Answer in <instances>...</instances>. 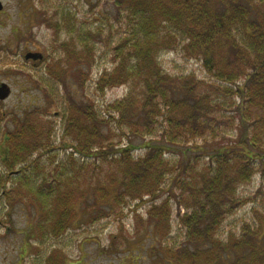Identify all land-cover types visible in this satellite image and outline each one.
<instances>
[{"label": "trees", "instance_id": "trees-1", "mask_svg": "<svg viewBox=\"0 0 264 264\" xmlns=\"http://www.w3.org/2000/svg\"><path fill=\"white\" fill-rule=\"evenodd\" d=\"M113 6L129 30L116 48L120 52L117 66L105 72L97 85L100 91L128 87L125 98L108 107L114 117L118 116V127L125 128L131 139L117 151L118 158L109 156L102 150L110 140L103 132L109 121L75 102L64 104L60 145L55 147L53 124L48 122L50 126L41 129L40 121L30 123L25 145L31 153L44 149L46 157L53 150L66 155L47 178L39 163H32L31 174L39 172L45 182L35 186L30 178L31 194H36L42 210L49 199H55L54 225L60 229L64 226L63 211L77 212L75 206L66 207L72 186H79L78 177L83 175L86 183L84 174H92L98 162L107 164L113 172L106 180L115 190L96 192L110 193L103 198L113 199L109 204L112 210L126 199H158L160 186H167L168 197L179 198V205L187 210L179 218L187 242L206 251L177 254V260L191 262L202 254L207 259L217 258L221 250L218 258L226 261L230 254L213 235L222 218L241 205L238 188L248 185L256 172L264 178V0H114ZM160 24L164 36L158 31ZM77 25L75 18L61 9L60 21L51 27L66 31L68 39L61 44L65 61L82 69L93 59L88 44L91 34L85 26ZM169 28L182 35V42H186L183 51L201 60L220 85H207L193 76L173 79L161 70L155 53L177 45ZM226 99L238 101L231 108L233 116L219 118ZM221 125L233 126V140H227ZM138 139L139 146L134 143ZM197 140L201 146L191 148L190 143ZM136 149L145 154L134 160L130 152ZM173 152L181 158L171 164L166 155ZM192 155L194 159L206 158V166L192 165ZM56 157H48L49 166L56 163ZM60 186H65L64 192L60 193ZM67 186H71V193ZM177 191V196L172 195ZM155 211L153 204L148 214L155 215ZM246 248L249 254L240 255L238 250ZM231 249L238 252L233 254L232 264H258L264 257V250L254 241L235 243Z\"/></svg>", "mask_w": 264, "mask_h": 264}, {"label": "rangeland", "instance_id": "rangeland-1", "mask_svg": "<svg viewBox=\"0 0 264 264\" xmlns=\"http://www.w3.org/2000/svg\"><path fill=\"white\" fill-rule=\"evenodd\" d=\"M113 1L0 0L4 10L0 16V55L8 54L14 59L16 99H20L24 108H29L31 123L40 121L45 127L50 126L48 122L54 123L52 134L56 138L55 147L60 145L59 139L63 128L60 118H56L54 114L56 110L63 111L64 104L66 106L68 102L80 104L89 111L94 110L99 119L109 121L110 125L104 127L103 132L110 140L102 149L109 156L114 155L118 158L117 151L125 148L131 139L125 128L118 127L116 121L118 116L114 117L108 107L123 100L129 91L128 87L122 85L100 91L97 85L105 72H111L117 66V56L120 52L116 48L121 40L127 37L126 32L129 30L127 24L116 15ZM61 9L75 18L77 27L83 25L91 34L88 44L93 59L89 64L86 63L88 66L92 65L90 68L82 66L81 69L78 64L65 61L61 44L68 39L66 31L60 32V29L53 31L49 28L60 21ZM160 26L163 27L160 24L158 31L164 36L165 32ZM169 35L170 38L177 39V45L155 53L157 63L166 75L173 79L193 76L207 85L221 84L205 69L201 60L190 57L183 51L186 42H182L181 34L169 28ZM25 49L50 52L52 58L48 64L34 69L22 58ZM237 102V99L223 101V110L219 118L233 116L232 109ZM44 112L50 117H40ZM113 117L115 122L112 120ZM224 122L228 123L227 120ZM221 128H225L227 140H233V135L236 134L233 126L221 125ZM140 142L138 139L134 143L139 146ZM194 145L201 146V141H194L189 146L192 148ZM57 151H51L46 158L37 162L40 165L38 168L46 178L53 167L66 157L64 152ZM144 154L145 151L141 149L131 150L130 157L137 160ZM51 155L57 156L56 163L49 166L48 157ZM166 156L171 158V164L181 158L176 152ZM189 161L194 166L196 164L206 166L207 163L206 158L194 159V155ZM96 166L92 174H84L87 177L86 183L83 182L81 175V178L79 176L77 179L79 186L72 188L67 186L68 193L72 191V195L68 197L66 210L75 206L77 212L72 214L70 211L68 214L63 211L64 226L60 229L54 225L57 215L54 211L55 199H49L44 210L31 201V235L34 232L36 235L33 234L31 237L27 264H232L235 258L233 254L239 252L240 255H247L250 252L249 248H246L235 253L231 249L235 243L254 241L257 248L264 250V178L259 172L255 173L248 185L238 188L236 195L241 205L222 218L220 227L213 235L218 244L226 246V251L230 254L229 259L224 261L218 258L222 257L220 250L217 251V258L207 259V255L202 254L201 258L190 262L177 260V254L193 255L194 252L202 253L204 250H197L193 244L187 242L185 230L179 219L187 212L183 205H179L181 200L168 197L167 186H160L158 199L155 198L153 201H149L148 197H143L142 201L126 199L125 204L112 210L109 204L113 203V199L109 201L107 198L106 201L103 198L110 193H97L96 190H115L106 180V176L112 174L113 167L101 162ZM30 178L35 181V186H40L43 180L39 172L31 174ZM60 188V193L62 190L64 192L65 186ZM178 194L177 191L172 195ZM153 204L157 211L155 215L150 216L148 211ZM205 248L207 246H204ZM6 258L2 264L15 262L17 254H9ZM258 264H264L263 256Z\"/></svg>", "mask_w": 264, "mask_h": 264}, {"label": "flooded vegetation", "instance_id": "flooded-vegetation-1", "mask_svg": "<svg viewBox=\"0 0 264 264\" xmlns=\"http://www.w3.org/2000/svg\"><path fill=\"white\" fill-rule=\"evenodd\" d=\"M3 13L2 6L0 16ZM22 53L23 60L27 54L42 56L41 61L32 58L24 60L34 69L48 64L52 58L50 52L25 49ZM14 71V59L8 54L0 55V264L7 259V255L14 253L17 259L10 264H27L31 237L36 235L34 231L31 235L30 205L31 201L37 202L36 194L30 191L31 167L32 163L35 165L38 160L46 158L44 149H35L31 153L26 148L29 146L25 143L29 137L31 120L29 108H24L20 99H16ZM47 114L41 113L40 117H50ZM54 116L60 118L61 111L56 110ZM50 124L54 123L51 121ZM40 128H46L43 122H40Z\"/></svg>", "mask_w": 264, "mask_h": 264}, {"label": "water", "instance_id": "water-1", "mask_svg": "<svg viewBox=\"0 0 264 264\" xmlns=\"http://www.w3.org/2000/svg\"><path fill=\"white\" fill-rule=\"evenodd\" d=\"M2 9V4L0 3V10ZM30 58H32L33 60H38V61H41L42 60V56L39 55V54H27L25 57H24V60L25 61H28Z\"/></svg>", "mask_w": 264, "mask_h": 264}]
</instances>
